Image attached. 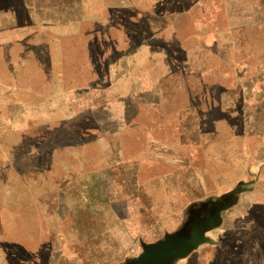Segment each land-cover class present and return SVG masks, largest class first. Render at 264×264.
Masks as SVG:
<instances>
[{"label": "rangeland", "instance_id": "obj_1", "mask_svg": "<svg viewBox=\"0 0 264 264\" xmlns=\"http://www.w3.org/2000/svg\"><path fill=\"white\" fill-rule=\"evenodd\" d=\"M220 209L165 264H264V0H0L4 254L131 264Z\"/></svg>", "mask_w": 264, "mask_h": 264}, {"label": "water", "instance_id": "obj_2", "mask_svg": "<svg viewBox=\"0 0 264 264\" xmlns=\"http://www.w3.org/2000/svg\"><path fill=\"white\" fill-rule=\"evenodd\" d=\"M235 192L237 190H234L232 193ZM215 218L211 222V225L206 226V228L197 226L196 223L193 224L189 236H180L168 240L166 243L145 247V252L139 256L136 262L131 264H165L171 260L185 257L203 241V233L216 227L220 223V218Z\"/></svg>", "mask_w": 264, "mask_h": 264}, {"label": "crops", "instance_id": "obj_3", "mask_svg": "<svg viewBox=\"0 0 264 264\" xmlns=\"http://www.w3.org/2000/svg\"><path fill=\"white\" fill-rule=\"evenodd\" d=\"M182 171H184L183 169H182ZM183 176H185V173L184 172H182V183H185V178L183 177ZM209 177V178H208ZM222 177H225V176H222ZM206 178L208 179V180H214L215 178H216V182H218V180H219V176H206ZM204 181H206V182H208L207 180H204ZM238 185V184H237ZM236 185V188H238V186ZM200 186H202L201 184H200ZM204 186H206L205 184H204ZM243 188H245V187H243ZM199 190V191H198ZM235 190V188L234 189H232L231 191H229V192H225V193H223V194H220V195H217V197H218V199L216 200V202L213 204L214 206L215 205H218V203H220V205L222 206L223 204H225V200H226V198L228 199H230V198H233V199H236V202H235V204L236 203H238V201H239V196L241 195V194H243V193H245L246 192V188H245V190H243V192H235V193H232L233 191ZM187 192L188 191H191V192H194V193H199V197L198 198H201V195H202V192H200V189L199 188H192L191 190H189V189H187L186 190ZM185 191V192H186ZM209 196H211V195H209ZM188 197L189 198H192V197H190L189 195H188ZM197 197H194V199L193 200H197L198 199ZM210 201V200H209ZM205 202H207V201H203V202H200L201 204V206H202V204L203 203H205ZM235 204H232V205H230L229 206V208H233L234 206H235ZM197 205V204H196ZM195 204L193 205V206H196ZM225 205H227V204H225ZM220 207V206H219ZM225 211V210H224ZM13 213V215H16V216H18V215H20V216H22L23 215V213H24V211H22V210H15V211H13L12 212ZM216 213H219L218 214V216L220 217V221H221V214L223 213L222 211H221V209L220 210H218V212H216ZM215 214V213H214ZM214 217H215V215H214ZM2 221V220H1ZM17 225V224H16ZM15 225V226H16ZM23 225H24V223H23ZM22 225V226H23ZM26 225V224H25ZM4 228V222L2 221V223L0 224V264H12L13 262L14 263H30V264H43V261H42V257L40 256H37L36 254H34V257L32 258V257H29V258H27L26 256H23V255H14V256H7L6 254H4L3 253V249H2V244L4 243V241H5V239L6 238H10V237H12L13 235H11V236H9L8 234H6V233H4L3 231H1V229L2 228ZM213 231V230H212ZM23 237H25V239H26V236L24 235ZM31 237H32V235H31ZM17 239V238H16ZM254 241H257V240H254Z\"/></svg>", "mask_w": 264, "mask_h": 264}]
</instances>
